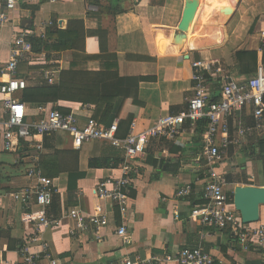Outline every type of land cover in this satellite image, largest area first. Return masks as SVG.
I'll return each instance as SVG.
<instances>
[{
    "label": "crops",
    "instance_id": "obj_1",
    "mask_svg": "<svg viewBox=\"0 0 264 264\" xmlns=\"http://www.w3.org/2000/svg\"><path fill=\"white\" fill-rule=\"evenodd\" d=\"M196 1L199 3V0H34L20 3L9 13V19L15 26L33 30L45 26L49 21L52 25L55 23L57 28L65 29L68 20L80 19L87 31H106L107 49L116 56L119 76L153 77L151 81L139 83L138 97L142 107L133 120L136 131H141L162 115L178 114L186 109L187 100L193 95L191 59L218 60L217 67H220L221 73L209 85L212 96H216L224 79L244 78L238 75L233 52L238 49L258 51L259 33L264 29V0H225L234 6L227 15L223 14L221 8L217 7L215 11L213 7H203L202 15L210 18L203 30L197 31L199 39L206 40L207 35L212 33L207 32L211 26L210 19L216 23L213 38L206 44L193 43L180 27L189 12L188 7H195ZM113 9H122V12L114 15ZM11 34L10 23L0 27V81L6 79L3 67L8 57ZM97 39L95 34H87V47L96 50ZM72 59L71 51H63L52 61L61 70H66ZM260 60L261 53H258V62ZM85 66L90 71L100 69L98 61H90ZM29 73L33 77L30 82L39 80L34 68ZM75 108L74 115L80 124L91 119L93 107ZM248 114L249 107H245L242 118L246 123L251 122ZM188 123L184 125V133L176 139L154 138L144 154H138L130 161L137 172L131 174L128 207L124 214L119 212L112 201L95 194V188L102 179L121 177V166L88 168V159L100 154L101 141L84 143L79 150V168L86 174L77 181L76 204H66V175L52 178L55 191L45 212L48 217L60 219V225L48 228L39 235L35 234L48 244L51 255L66 259L70 264H112L126 256L170 254L202 243L218 264H255L260 261L263 257L260 248L243 251L230 242L225 231L204 228L190 217V206L201 201L205 179L202 178V162H198L200 141L194 138V126ZM44 138L43 153L49 148L70 147L68 136L62 132H58L56 137L48 136L47 146ZM251 138L259 139L251 135L244 138L240 146L231 147L230 159L219 167V172L225 174V177L229 175L234 181L229 184L232 188L243 184L264 187L263 170L261 179H256L254 163L248 158L253 155V151L249 152L247 148ZM0 153H3L0 160L7 163L4 170L0 169L3 172L1 174L8 177L4 185H0V195L34 184L26 176L33 154ZM11 154L16 157L10 158ZM241 155L251 166L243 167L242 174L237 175ZM183 185H191L192 193L187 198H176L174 194L177 187ZM2 206V264H25L20 248L26 246L31 252L40 249L41 241L33 240L35 236L31 226L38 207L33 203L21 206L9 196L4 198ZM71 207L84 213L106 214L108 225L98 232L90 228L86 232L72 235L70 230L75 227V222L66 216ZM174 214H177V218ZM260 217L264 220L261 212ZM120 226H124L127 231L126 243L122 236L116 234ZM27 238L31 240L26 242ZM40 263L48 264L44 259Z\"/></svg>",
    "mask_w": 264,
    "mask_h": 264
},
{
    "label": "built area",
    "instance_id": "obj_2",
    "mask_svg": "<svg viewBox=\"0 0 264 264\" xmlns=\"http://www.w3.org/2000/svg\"><path fill=\"white\" fill-rule=\"evenodd\" d=\"M0 27L7 23L12 25V34L7 50V61L3 67L5 80L0 81V152L28 153L31 155V165L26 176L34 181L32 186L24 187L9 194L0 195V210L4 198L11 197L21 206L35 204L38 207L37 216L31 220L35 234H41L48 228L60 225V219L48 217L45 212L55 191L52 178L42 174L38 166L39 154L43 153V138L62 132L68 136L70 147L80 150L84 143L90 141H106L123 151L122 175L120 178L108 177L98 182L95 194L99 198L109 199L121 214L128 207V189L131 174L137 169L130 161L138 154H144L152 139L165 137L174 140L184 133V125L189 121L191 127L196 121L206 119L207 124L200 138V154L198 162H202V178L205 179L201 201L190 206V217L204 228H215L229 232L231 243L243 251L253 248L264 250V220L259 218L255 223L244 224L238 212L230 208L231 201L228 191L229 184L225 174L219 172L220 165L226 161L231 147H238L242 140L255 135L262 138L264 134V71L261 62L257 63L253 74L240 80L224 79L216 96H212L210 83L221 73L216 59H191V81L193 95L187 100L186 109L178 114H167L157 118L149 127L136 131L135 120H132L127 134L123 138L116 136L118 120L114 119L109 126H103L92 117L80 124L74 115L75 107L91 109L92 105L80 103L69 104L68 114L56 109L53 103L32 105L21 100V92L28 86L33 77L29 67L38 73L39 80L54 84L59 80L60 66L46 58L44 52L34 53L31 37H43L45 29L52 25L49 21L45 26L29 29L13 25L9 13L20 3L34 0H0ZM58 1V0H49ZM18 29V31H17ZM264 51V29L259 33L258 53ZM57 64V65H55ZM245 107H249L251 122L242 118ZM253 177V176H252ZM192 193L191 185L177 187L174 196L187 198ZM175 215V214H174ZM67 217L75 222L70 234H80L93 228L97 232L108 225L106 214L99 212L84 213L74 207L67 210ZM177 218V214L175 215ZM126 243L127 231L124 226L116 230ZM40 249L31 252L26 246L20 248V254L25 264H41L44 259L48 264H70L68 260L54 257L48 244L39 236ZM29 238L26 242H29ZM4 254L0 250V264ZM214 258L202 243L192 247H184L173 253L154 254L150 256H126L112 264H213Z\"/></svg>",
    "mask_w": 264,
    "mask_h": 264
},
{
    "label": "trees",
    "instance_id": "obj_3",
    "mask_svg": "<svg viewBox=\"0 0 264 264\" xmlns=\"http://www.w3.org/2000/svg\"><path fill=\"white\" fill-rule=\"evenodd\" d=\"M119 12H122V9L112 10L114 15ZM89 33L98 37L94 51L91 47H87L86 36ZM30 40L34 53L71 51L73 59L69 63L68 69L60 71L59 80L56 83L40 82L35 85L28 83V86L21 92V100L32 105L53 103L55 108L64 114L70 112L71 106L69 104L92 105L94 108L92 118L103 126H109L114 119H117L116 136L123 138L127 134L131 121L138 115L142 107V102L138 97L139 83L151 81L153 77L119 76L116 56L109 53L107 49L106 31H87L83 20L80 19L68 20L65 29L57 28L54 23L45 29L43 37L34 36ZM233 59L238 75L249 76L256 70L258 52L256 50L238 49L233 52ZM90 61H98L100 69L98 71L88 70L85 65ZM260 62L264 71V51L261 53ZM32 68L35 67L28 69ZM206 124V119L196 121L193 127L194 138L200 141ZM46 138L44 139L46 140ZM45 143L47 146V140L44 141ZM255 146H258L259 157L264 165V137L259 138ZM255 146L251 147L250 152H255ZM37 153L34 150L28 152V154ZM122 163L123 151L106 141H101L100 154L96 157H90L87 167L116 168ZM38 166L42 174L49 178H56L60 174L66 175V204L67 206L75 205L78 194L77 181L86 174L84 170L79 168V151L71 147L49 148L48 151L39 154ZM6 179L8 177L2 175L0 171V184ZM225 179L228 184L234 182L229 175H226ZM229 206L233 208L231 201ZM225 232L231 241L229 232ZM220 247L224 250L223 246ZM9 248H11L10 245ZM261 252L263 257L255 264H264V250ZM213 264H218L217 260H214Z\"/></svg>",
    "mask_w": 264,
    "mask_h": 264
},
{
    "label": "water",
    "instance_id": "obj_4",
    "mask_svg": "<svg viewBox=\"0 0 264 264\" xmlns=\"http://www.w3.org/2000/svg\"><path fill=\"white\" fill-rule=\"evenodd\" d=\"M230 198L242 223H255L259 220L261 208L264 207V187L248 184L235 185Z\"/></svg>",
    "mask_w": 264,
    "mask_h": 264
},
{
    "label": "bare ground",
    "instance_id": "obj_5",
    "mask_svg": "<svg viewBox=\"0 0 264 264\" xmlns=\"http://www.w3.org/2000/svg\"><path fill=\"white\" fill-rule=\"evenodd\" d=\"M195 3H196L195 7H191V9H189V7H188L189 12L186 15L184 21L180 24V27L183 29V30L182 29L181 30L184 33H187V37L193 43L206 44L213 38V34L212 33H213V29L215 28L216 23L212 22V19L209 20V22L211 23V24L210 23L209 24L211 26H209V29L207 30V32H209V33L212 32V33L209 34L210 36L207 35V39L206 40H200L199 39V34L197 33V31L200 30V29L202 31L203 30L202 29L203 26L208 23L207 20L210 18L209 16L204 17L202 15L203 7H213L215 11H217L218 8H221L224 11L223 14L226 13L225 15H227V13L229 11H231L232 7H234V6H233V4H227L225 0H199V3H198V1H196ZM198 27H199V29H197Z\"/></svg>",
    "mask_w": 264,
    "mask_h": 264
},
{
    "label": "rangeland",
    "instance_id": "obj_6",
    "mask_svg": "<svg viewBox=\"0 0 264 264\" xmlns=\"http://www.w3.org/2000/svg\"><path fill=\"white\" fill-rule=\"evenodd\" d=\"M17 31H18V29H17ZM44 53L46 54V57H47L48 60H55L56 55L59 54L60 52L49 51L47 53L46 52H44ZM47 55H49V56H47ZM221 67L223 68V64L222 63H221ZM36 74L38 76L37 72H36ZM38 79H39V76H38ZM40 82H41L40 80H38L37 82H30V80L28 81L29 85H35V84L40 83ZM54 137H56V134H54ZM262 137H264V134L262 135ZM257 140L255 138H251L249 140V144L247 146L249 152L251 151V147H253L252 145L253 144H257ZM258 151H259L258 146H255V152L253 153V155H251L249 153L251 156H249L248 158H249L250 162L254 163L256 179L260 180L261 177H262V170H263V166L264 165H263V163H262V161H261V159L259 157V152ZM1 154H3V153H0V159H2ZM236 156H238V155H236ZM11 157H16V156L14 154H11L10 158ZM230 157H231V155L228 156V158L226 160L227 162L230 159ZM239 158H240L239 159L240 170L238 172H236L237 175L242 174V172H243L242 168L243 167L244 168H249L251 166L250 162L246 161V159H245V157L243 155L239 156ZM3 159H5V158H3ZM4 165L7 166V163L0 160V169L4 170ZM19 170H20V168L18 169V173H19ZM1 173H3V172L1 171ZM5 175H7V173ZM4 182H5V180L0 185H2ZM231 190H232V187L229 186L228 191H231ZM263 213H264V207H262L261 214L263 215Z\"/></svg>",
    "mask_w": 264,
    "mask_h": 264
}]
</instances>
